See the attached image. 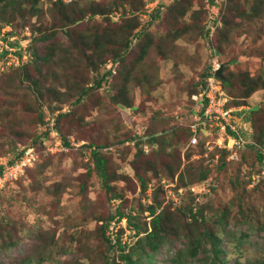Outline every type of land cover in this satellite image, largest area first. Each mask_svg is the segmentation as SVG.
I'll return each mask as SVG.
<instances>
[{"label": "rangeland", "instance_id": "374dc122", "mask_svg": "<svg viewBox=\"0 0 264 264\" xmlns=\"http://www.w3.org/2000/svg\"><path fill=\"white\" fill-rule=\"evenodd\" d=\"M73 1H77L80 19L62 26L74 14L71 6L62 7L58 0H0V165H7L42 131L39 113L49 125L59 112H67L59 125L64 131H76L67 137L68 146L53 149L54 154L42 157L28 171L21 167L0 189V264H20L27 258L39 264H122L121 248L109 247L103 236L111 243L118 238L126 252L137 239L127 215L149 230L150 216L144 208L154 203L153 196L159 201L164 197L174 199L175 204L179 201L173 189L176 179L168 174V165L178 157L179 171L195 172L188 164L190 159L210 168L216 186L204 211L205 223L197 222L216 232L224 264H255L263 259L264 230L259 226L264 223V159L258 161L252 147L233 146L231 154L228 151L224 156L214 130L203 129L201 148L189 147L175 129L182 138L166 151L157 153L156 144L152 151L149 146L142 148L145 154L137 160V171L131 163L135 145L123 138L170 130L190 119L194 111L190 93L209 61L212 43L225 64L223 75L230 81L226 92L229 105L236 109L232 124L247 143L256 142L252 130L255 125L264 127V114H259L254 128L246 116L251 107H263L264 88L246 98L240 96L247 76L264 80V0H64ZM135 19L137 27L125 65L136 54V31L147 30L152 44L128 83L133 107H117L111 98L114 89L107 84L89 90L75 102L78 86L94 73L87 63L89 51L77 48L83 35L74 31L87 36L96 31L120 34L130 30ZM66 31H72L71 35ZM39 34L47 38L34 42L33 48L45 56L51 52V57L39 62L40 71L34 66L25 71L38 80L36 89H47L43 95L28 86L27 80L18 82L15 67L19 64L13 60L17 47L29 45L30 38ZM116 65L107 58L99 69L115 72ZM44 141L54 143L50 134ZM93 141L102 143L104 177L95 167L89 147L83 146ZM261 150L264 155V147ZM223 157L226 163L219 169ZM135 172L149 179L144 191L138 187ZM248 178L251 180L246 182ZM160 182L163 192L157 196L153 189ZM181 189L180 195L185 188ZM114 192L122 197L110 198ZM117 211L126 217L117 219ZM107 216L113 218L100 233ZM186 222L191 226L190 219ZM222 226L224 230L219 231ZM198 228L191 226V233L185 236L170 232L150 261L142 255L136 264H208L210 242L203 237V249L195 257L176 260L177 253L190 244L188 240L200 236ZM9 241L15 244L7 248Z\"/></svg>", "mask_w": 264, "mask_h": 264}, {"label": "trees", "instance_id": "16d2710c", "mask_svg": "<svg viewBox=\"0 0 264 264\" xmlns=\"http://www.w3.org/2000/svg\"><path fill=\"white\" fill-rule=\"evenodd\" d=\"M38 0H34V3H36ZM59 3L64 6H71L70 10L72 11V14H74L73 17H67L66 22H62L64 25L62 26H67L69 24H73L77 22L80 18L76 16L78 12V5L77 1H73L72 3H65L64 0H58ZM213 0H211L212 2ZM158 8V5L157 7ZM156 10V9H154ZM3 12L2 10H0ZM158 11V10H157ZM76 12V13H74ZM100 12V11H99ZM91 13H95L94 9L91 11ZM66 19V18H65ZM136 20V21H135ZM133 20L132 22L134 23L130 30L128 31H120L121 33L118 34L117 31H113L110 33V31H96L93 34L90 35H84L83 31H74L76 34L75 35H83V38L79 41V48L80 52L84 51H89V55L87 57V63L89 65V70H92L94 73L91 77H85V80L82 82L81 85L78 86V92H77V98L75 99V102L81 101L89 92L91 89H96L100 88L102 85H109V87H112L114 90L107 88L109 90H112L113 93L112 95V102L119 108L121 109H127L133 107L132 102L133 100L127 95L128 92V83L132 80L133 78V70L135 66L144 58V56L147 54L148 47L152 44L151 41V35L148 36V31L147 30H141V31H136L134 33L135 38H137V46H136V54L129 59V64L125 65V61L128 60V52L131 48V39H132V34L133 30H135L136 24L135 22H138L137 19ZM71 35L70 33L72 31H66ZM47 38V35L45 34H39L37 36H33L30 38L31 42L29 45L25 47V49H22L21 46L17 47L16 55L20 58L19 65H17L16 70L18 75L16 76L18 79V82H23L24 79L27 80L28 86H30L32 89L36 90L40 95H43L44 91L47 89L42 88L41 89H36L37 88V83L38 80L36 78H32L28 75L27 71L25 69L29 68L30 66H34L38 71H40V61H46L51 57V52L48 53L47 56L41 55L37 50L33 48L34 42L39 41H44V39ZM11 44V43H10ZM28 44V43H27ZM77 44V43H76ZM214 48L215 46L210 43ZM47 45L46 47H49ZM32 50V51H30ZM26 51L27 57L26 59H22V55ZM216 53L218 54V51L215 48ZM7 51H3L2 54H6ZM109 58L113 63H116V71L113 72L111 68L105 69V70H100L99 66L100 63H102L105 59ZM33 67V68H34ZM14 68V69H15ZM34 68V69H35ZM12 69V71L14 70ZM88 70V71H89ZM11 74V71L9 72ZM7 74V75H9ZM14 76L16 75L15 72L12 73ZM210 65L209 61L205 67V69L201 72L200 74V80L196 84V87L194 88V91L190 93V95L198 92V86L199 84H204L206 78L210 75ZM5 75V76H7ZM113 82L109 81V78H112ZM247 82L245 89L240 96L241 98H246L248 97L252 92H254L257 89L264 88V80L259 77V79H255L254 77L247 76ZM29 78H30V84H29ZM89 85H86V84ZM222 86L226 92V86L230 84L229 79L225 78V80H221ZM227 95V92H226ZM229 100V99H228ZM241 102L238 103L240 105ZM227 107H231L229 105V101L226 103ZM193 110V109H192ZM192 116L190 119L185 123L182 124L179 127L175 128L173 127L170 130H158L156 132L152 131L151 133L148 132L144 135H133V136H126L123 139L124 140H130L129 142L134 146L135 145V151L133 153V158H132V168L138 169L140 168L137 160L143 158L144 156V151L143 147H148L149 149L151 148V151L154 150V144H156V152H163L166 151L168 147H171L179 142V140L182 138L181 134L177 135V131L175 129L180 130V132L183 134L187 140V145L189 147H194L199 145L201 148H203V145L200 144V137H203V129H206V126H202L198 128L197 131V136H198V141L196 144H190V138L192 136V132L190 129V124L195 122V115L196 112L192 111ZM259 114H264V105L263 107H251L249 115L246 116V119L248 122L251 123L252 128H254V123L257 121V118L259 117ZM67 112H59L55 119H54V128L59 134V137L62 141V144L64 146L69 145V141L67 140V137L74 132L75 130H72V128H65L66 130H62V128L59 125L58 120L60 117L67 116ZM39 118L42 123V131L37 134L34 139L28 143L25 146H31L34 147L37 152H38V158L34 161V164L31 167H26L25 171H28L31 169L33 166H35L42 157L45 156H50L54 153L50 152H44V139L47 137L49 134V127L48 123L44 124L43 121V115L39 113ZM77 120L78 118L80 119L81 117H76ZM185 121V120H184ZM135 132V131H134ZM168 133V134H166ZM138 134V133H137ZM253 138L256 142H253L252 140L247 143L245 146H250L255 150V155L257 157L258 161H263L264 155L262 154V148L264 147V127L258 126L252 130ZM201 135V136H200ZM256 138V139H255ZM39 139V140H37ZM38 141V142H37ZM94 142V141H93ZM89 142L86 143L85 147H89V152H90V157L95 165V167L98 169L100 176L104 177L105 175V169L103 164L105 163V158L103 157L102 153L100 152V146H102V143H93ZM257 142L260 143V146H257ZM104 144V143H103ZM207 147V145H206ZM239 148V147H236ZM150 151V150H149ZM228 151L231 152L233 149H229L226 146H221L220 147V152L223 153L224 156L228 154ZM22 153V151H18L16 156L13 159H10L8 162L11 163L15 158H18L19 155ZM169 154V152H167ZM179 154V153H178ZM173 158V153L170 154ZM188 157V155H187ZM47 159V158H45ZM198 160L196 159H190L189 163L195 170V172L191 171H186L182 172L178 170V167L180 166V158L178 157L176 159V162L174 163L173 160L171 161V165H168L169 167V176L171 178L176 179V183L173 186V189H175L176 194H178V202L175 204L176 201L174 199H168L165 200V197L162 201H159L156 199V196L154 197V203L147 205L144 209L147 210L149 218V225L150 229L147 230V227L144 225V227H141L137 222H133L132 219L134 218L131 215H127V222L128 224L132 225L134 234L136 235L137 239L133 243L132 247L130 250L124 252L122 249V246L120 244V241L118 238L114 241V243H111L109 238L106 236H103L104 239L107 241V244L109 247H113V244L117 245L119 248H121V257L123 258L122 264H136L137 259L140 258V256H147L148 260L151 257L153 253H155L159 246L167 241V237L170 232L172 233H179L181 232L184 234V236L187 233H191V226L196 227L199 226L198 232H199V237H194L191 240H188L190 244H186L187 248L180 250L177 255H176V260L182 261L185 260L187 257H195L196 254L201 251L203 241H201L202 237L205 239H208L210 242V251H211V256L208 264H224L225 263V258L224 256L220 258L219 254L223 251V249L220 246V241L218 238H216V232H210L208 231V227L206 225L200 226L199 223L197 222L198 220L200 221L201 224L205 223L206 217L204 216V211L207 207L208 204V198L212 194V192L215 189L216 183L212 179V177L209 176L210 174V168L208 165H201V164H196ZM226 161L225 158L223 157L222 161L220 164H218V168L221 169L224 167ZM2 165H0V172L2 171ZM178 170V172H176ZM178 173V174H176ZM135 175L138 180V187L142 191L146 188L148 180L142 176V174H139L135 172ZM176 175V176H174ZM252 178V176H251ZM251 178L247 179L246 182L250 181ZM238 180V178L236 179ZM203 182L208 183V188L209 191H204L200 194H195L190 187L193 185H197ZM161 182L158 183L157 187L153 189V193L158 196L159 192H163ZM105 188L108 190L110 187L107 183H105ZM185 188L184 193L180 195L181 192H178V189ZM171 189V188H170ZM182 191V189H181ZM115 197H122L121 194L115 193L110 194V198H115ZM162 202V205H161ZM164 202V203H163ZM126 217L124 213L117 211V219ZM113 218V216H107L105 219V222L103 225H100V233H104L106 228L108 227V222ZM187 219H190L191 226L186 225ZM225 226V225H224ZM224 226L220 227L218 230L222 231L224 230ZM259 228L261 230H264V223H262ZM15 244L14 241H9L5 246L11 247ZM208 256L202 257V262H205L207 260ZM20 264H39L30 261L28 258L27 259H22ZM202 264V263H201ZM255 264H264V258L261 259L260 261L256 262Z\"/></svg>", "mask_w": 264, "mask_h": 264}, {"label": "built area", "instance_id": "2783aa9c", "mask_svg": "<svg viewBox=\"0 0 264 264\" xmlns=\"http://www.w3.org/2000/svg\"><path fill=\"white\" fill-rule=\"evenodd\" d=\"M219 0H214L218 3ZM26 45L22 47L25 49ZM14 51V50H13ZM12 51V52H13ZM209 52V65L210 75L206 78L204 84H199L198 92L191 95L193 101V109L196 112L195 122L190 124L191 132L193 133L189 143L196 144L198 141L197 131L198 128L206 126L211 133L212 130L220 137V146H226L232 148L233 146L246 145V141L240 134V132L234 126L232 119L235 118L236 109L234 107H227L228 96L222 86L221 80L214 74L219 68L221 62L218 59V55L215 48L210 45L208 46ZM26 51L22 55V59L27 57ZM14 64H19L20 58L14 55ZM49 134L53 137L54 143L43 142L44 152L53 153V149H61L65 147L59 137L58 132L54 128V120L49 122ZM22 153L18 158H15L11 163L3 165L2 171L0 172V189L4 186L8 179L15 178L20 172V168L30 167L34 164V161L38 158V152L34 147H22L20 149ZM1 164V163H0ZM208 183L203 182L197 185H193L190 189L195 194H200L204 191H209ZM181 192V189H178Z\"/></svg>", "mask_w": 264, "mask_h": 264}, {"label": "water", "instance_id": "95a60500", "mask_svg": "<svg viewBox=\"0 0 264 264\" xmlns=\"http://www.w3.org/2000/svg\"><path fill=\"white\" fill-rule=\"evenodd\" d=\"M225 64H221L220 67L215 71V76L221 80H225V76L223 75V68Z\"/></svg>", "mask_w": 264, "mask_h": 264}, {"label": "clouds", "instance_id": "9594fccd", "mask_svg": "<svg viewBox=\"0 0 264 264\" xmlns=\"http://www.w3.org/2000/svg\"><path fill=\"white\" fill-rule=\"evenodd\" d=\"M221 64H222V63H221ZM221 64H220V65H221ZM219 67H220V66H219ZM214 75H215V74H214ZM220 80H221V79H220Z\"/></svg>", "mask_w": 264, "mask_h": 264}]
</instances>
